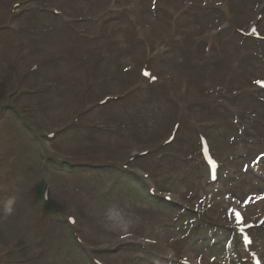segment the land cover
I'll return each mask as SVG.
<instances>
[{"label": "rangeland", "instance_id": "1", "mask_svg": "<svg viewBox=\"0 0 264 264\" xmlns=\"http://www.w3.org/2000/svg\"><path fill=\"white\" fill-rule=\"evenodd\" d=\"M114 1L121 4L124 0ZM111 2L0 0V264H90L85 250L102 252L115 246H120L116 253L98 254L97 258L106 264H156L144 254L131 252L133 245L124 244L128 241L116 243L111 239L115 235L126 239L129 234L159 237L179 253L210 257L202 259L208 264H235L230 249L233 240L225 228L200 226L195 217L150 199L147 185L140 179L141 172L153 173L160 194L177 192L186 201L172 195L174 200L197 209L201 167L195 160V134L205 132L213 150L227 160L230 166L223 179L229 176V167L237 169L241 165L236 161L237 136L225 103L199 106L193 102L181 110L194 97L190 94L188 99H181L178 80L169 84L170 90L159 86L152 96L145 97L138 69L144 63L156 64L152 53L148 54L151 47L141 40L149 35L133 22L136 30L139 28L135 34L130 26V12L111 8ZM157 2L141 0L143 12L139 18L144 27L153 26L161 35L155 37L152 45L155 55H160L159 46L164 44L161 42H173L162 36L167 34L169 20L165 12L173 7L156 13ZM196 2L205 8L217 4L214 0ZM13 3L20 4L16 8L19 16L10 10ZM172 4L180 3L172 0ZM253 6L245 7L244 12L251 13ZM182 8L179 6L172 15L173 31L179 41L186 36L189 45H184L186 51L177 46L170 55L164 54L160 73L169 76L172 72L180 79L195 78L201 85L205 64L212 62L208 74L213 75L217 73L213 64L218 62L217 87L229 90L232 79L221 77L228 74L238 78L233 75L238 62L236 52L234 57L232 50L226 51L230 48L225 49V42L216 38V26L201 23L211 22L210 16L203 20L193 18L185 26L189 31L198 28L195 33H177ZM51 9H69L74 20L52 16ZM226 10L233 14L230 3ZM218 19V24L229 20L224 16ZM249 19L251 15L244 18L242 25H247ZM227 43L237 51L232 37ZM203 45L207 51L201 54ZM247 47L253 50V46ZM237 53L241 57L243 51ZM33 63L37 67L31 71ZM257 69L255 61L253 73ZM246 87H241L246 91L245 97L250 92ZM206 89L209 87L192 90L198 94L195 98ZM104 96L121 98L99 106ZM170 96L177 103L170 102ZM254 107L250 104L249 110ZM179 115L175 143L160 148ZM192 117L199 122L191 124ZM203 122L210 126L195 127ZM50 133L55 137L47 140ZM141 150L150 153L128 161ZM176 153L178 157L174 158ZM132 164L137 169H123ZM254 181L245 177L234 183L230 192L241 200H250L248 195L263 190ZM46 187L50 203L42 199ZM9 200L13 201L11 213L4 210ZM250 210L248 207L247 212ZM68 214L89 231L69 228L65 222ZM75 234L86 246H80ZM256 236L264 256V230ZM216 241L220 243L214 246ZM230 257L231 261L226 260Z\"/></svg>", "mask_w": 264, "mask_h": 264}, {"label": "bare ground", "instance_id": "2", "mask_svg": "<svg viewBox=\"0 0 264 264\" xmlns=\"http://www.w3.org/2000/svg\"><path fill=\"white\" fill-rule=\"evenodd\" d=\"M212 0H209V3L211 2ZM208 4V3H207ZM230 8H232V4L230 3ZM173 23L175 24L176 23V20L174 19L173 20ZM177 35V34H176ZM180 35V34H179ZM181 36V35H180ZM182 37V36H181ZM168 38V37H167ZM172 40H173V42L172 43H166V42H161V43H166V44H170V45H173L176 41H179L174 35L173 36H171L170 37ZM182 39H184V40H182V41H185V40H187V37L186 36H183L182 37ZM178 46V45H177ZM181 46V50H183V51H186V49L185 48H183L182 47V45H180ZM193 58V57H192ZM262 75H264V74H262ZM222 79H229L230 80V78H231V76L230 75H228V74H226L225 76L223 75L222 77H221ZM247 83V82H246ZM252 84L253 83H251V85L250 84H247L246 86V88H247V90H249V91H252V90H254V88L252 87ZM255 182V181H254ZM257 183V182H256ZM259 184V183H258Z\"/></svg>", "mask_w": 264, "mask_h": 264}, {"label": "snow or ice", "instance_id": "3", "mask_svg": "<svg viewBox=\"0 0 264 264\" xmlns=\"http://www.w3.org/2000/svg\"><path fill=\"white\" fill-rule=\"evenodd\" d=\"M144 74H145V76H148L149 75V73H147V72H145ZM255 83H257L261 87H264V81H256ZM235 218H236V220H237L238 223H240L242 221V216H241L240 213H235Z\"/></svg>", "mask_w": 264, "mask_h": 264}, {"label": "clouds", "instance_id": "4", "mask_svg": "<svg viewBox=\"0 0 264 264\" xmlns=\"http://www.w3.org/2000/svg\"><path fill=\"white\" fill-rule=\"evenodd\" d=\"M12 204H13V201L12 200H9V201H7L6 202V204H5V212H7V213H11L12 212Z\"/></svg>", "mask_w": 264, "mask_h": 264}]
</instances>
